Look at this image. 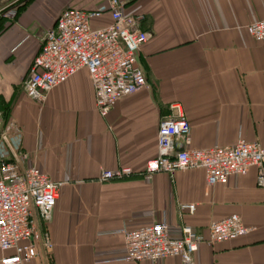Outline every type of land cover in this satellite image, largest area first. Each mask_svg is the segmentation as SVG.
I'll list each match as a JSON object with an SVG mask.
<instances>
[{"label": "crops", "instance_id": "crops-1", "mask_svg": "<svg viewBox=\"0 0 264 264\" xmlns=\"http://www.w3.org/2000/svg\"><path fill=\"white\" fill-rule=\"evenodd\" d=\"M120 1L124 13L142 15L140 28L150 35L137 54L147 86L116 101L104 117L85 69L50 90L42 104L26 96L23 81L61 10L96 9L106 1L0 6V115L7 108V119L21 127L10 142L27 154L26 164L63 183L48 220L32 213L52 247L40 242L23 264H132L122 259L121 230L160 220L174 236L185 224L207 237L212 221L232 214L253 229L234 240L199 244L195 262L264 264V189L256 184V168L213 186L205 184L201 168L142 176L157 155L159 122L175 112L174 104L189 123L190 148L227 146L239 138L264 148V41L255 42L246 30L264 18V0ZM10 7L17 8L15 17L4 13ZM109 22L105 15L92 26ZM119 167L133 174L99 180L101 170ZM180 204H195L194 211ZM10 253L0 251V259ZM136 264L183 263L169 256Z\"/></svg>", "mask_w": 264, "mask_h": 264}, {"label": "built area", "instance_id": "built-area-1", "mask_svg": "<svg viewBox=\"0 0 264 264\" xmlns=\"http://www.w3.org/2000/svg\"><path fill=\"white\" fill-rule=\"evenodd\" d=\"M106 6L96 9L66 7L61 10L55 25L45 31L38 53L33 58L23 81L26 96L42 104L48 92L85 69L95 94V107L104 117L124 96L147 86L145 74L138 64V52L150 35L140 28V14H126L120 0H105ZM9 17L15 8L4 12ZM107 15L110 22L99 28L93 22ZM255 42L264 41V18L247 25ZM174 113L159 122L157 155L146 162L142 176L151 180L157 172L172 175L175 171L201 168L205 184H226L233 176L244 175L256 168V184L264 189V148L258 142L243 138L227 146L190 148V126L177 104ZM21 127L14 121L0 118V264H23L37 254L40 242L50 249L52 244L34 226L33 210L48 220L55 206L62 182L53 181L36 165L26 164V153L16 151L10 135H20ZM181 143L178 151L175 145ZM5 145L9 154L2 152ZM133 174L129 167L101 170L100 181L123 179ZM181 210L192 213L195 204H180ZM253 228L232 214L212 221L208 236L188 225L179 227L172 235L170 225L157 221L135 230H121L124 239L122 259L136 264L142 260L160 261L169 256L180 257L183 264H197L194 254L201 243L214 245L234 240ZM26 242V244H22Z\"/></svg>", "mask_w": 264, "mask_h": 264}, {"label": "water", "instance_id": "water-1", "mask_svg": "<svg viewBox=\"0 0 264 264\" xmlns=\"http://www.w3.org/2000/svg\"><path fill=\"white\" fill-rule=\"evenodd\" d=\"M13 1H15V0H1V5L0 6H3V5L8 4V3H11ZM175 149L178 150V151L182 150L183 149L182 144L181 143H177L175 145Z\"/></svg>", "mask_w": 264, "mask_h": 264}, {"label": "trees", "instance_id": "trees-1", "mask_svg": "<svg viewBox=\"0 0 264 264\" xmlns=\"http://www.w3.org/2000/svg\"><path fill=\"white\" fill-rule=\"evenodd\" d=\"M7 113H8L7 112V108H2L0 117H1V119H2L3 122H6L8 120L7 119V116H8Z\"/></svg>", "mask_w": 264, "mask_h": 264}, {"label": "rangeland", "instance_id": "rangeland-1", "mask_svg": "<svg viewBox=\"0 0 264 264\" xmlns=\"http://www.w3.org/2000/svg\"><path fill=\"white\" fill-rule=\"evenodd\" d=\"M16 1H18V0H16ZM21 1H24V0H20V2H21Z\"/></svg>", "mask_w": 264, "mask_h": 264}]
</instances>
